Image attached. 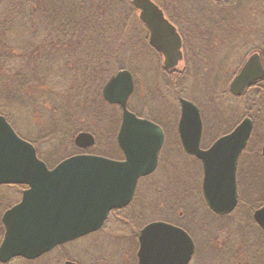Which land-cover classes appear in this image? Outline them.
I'll use <instances>...</instances> for the list:
<instances>
[{"label": "water", "instance_id": "1", "mask_svg": "<svg viewBox=\"0 0 264 264\" xmlns=\"http://www.w3.org/2000/svg\"><path fill=\"white\" fill-rule=\"evenodd\" d=\"M140 19L151 31L150 44L165 56V68L175 67L182 58V41L175 27L152 0H133ZM128 69H120L104 85L103 98L122 109L117 144L124 159L99 154L69 156L50 168L40 159L33 143L19 135L0 114V185L26 184L21 201L3 217L5 236L0 244V261L13 257L35 259L55 246L99 230L113 209L130 204L140 178L154 172L165 135L161 126L138 116L128 107L135 80ZM264 76L259 54H253L230 89L241 95L255 79ZM179 136L186 153L204 166L203 194L217 214L233 212L239 203L237 160L253 128L245 118L228 135L209 149L200 147L202 119L199 107L180 98ZM89 131L79 132L74 143L82 149L95 145ZM264 230V206L252 214ZM138 264H189L195 242L182 227L153 221L139 233ZM65 264H76L67 261Z\"/></svg>", "mask_w": 264, "mask_h": 264}, {"label": "rangeland", "instance_id": "2", "mask_svg": "<svg viewBox=\"0 0 264 264\" xmlns=\"http://www.w3.org/2000/svg\"><path fill=\"white\" fill-rule=\"evenodd\" d=\"M155 1H158V3L163 1L165 3L164 0ZM230 1V10L226 13V19L222 20L224 22L220 24V26L222 25V34L217 32L215 34L216 38L208 40L207 50L204 47L205 45L199 47L193 43L196 47L194 51L196 53L195 56L199 57V59H195V61L200 60L202 65L204 66L206 64V66L203 67L202 70L195 72L199 75L197 77L195 76L196 74H194V76L192 75V80L186 83L188 84V88L183 89L185 92L184 94L189 93L187 94L189 97H195L203 106L207 139L208 137L210 138V134L213 132L211 129L212 125H215L214 123L219 120V113H217L218 111L216 110L217 103L212 97H217L219 93L221 95L223 94L220 92V89H222V87L224 88V85L227 83L226 81L231 79L234 70L248 50L253 52L255 51L254 48L257 46H264V0H239L237 1L238 4L237 2H232L233 0H227L222 5H226L230 3ZM169 4H171L169 6H171L174 14L178 13L179 15H184V17H186V15H191L188 17H190L191 21L194 23L196 20L199 23L204 22L203 15H205V8L202 0H172ZM183 19L184 18H181V20ZM219 22H221V20ZM133 33L139 38H142L141 24L136 23V28ZM224 37L225 41H218ZM261 38H263V41ZM243 39H245V43ZM243 43L245 45H243ZM152 55L153 54H147L146 59L142 62V68L140 67L145 74L142 70H136L137 64L140 66V63H137L136 57L131 58L125 55V62L129 66L128 68H133L135 70V76L137 77L136 91L129 105L131 109L138 113L153 114L156 118L165 121V123H169L173 118L179 116L180 105H178V95H176L177 93L175 91H166L167 89L165 85H163V76L154 75V70H152L154 67L151 68L150 65L154 62L150 59ZM222 64H225L224 71H220L218 68V65L221 66ZM208 75L210 80L207 81ZM206 81L212 88L204 92V86L206 89L207 84L205 83ZM59 86L65 89V81L61 84L57 82V90L60 88ZM9 89L12 88L0 87V113L6 108L13 109V111L9 113L11 118L15 116L14 122H12L14 128L19 134H23L22 136L25 135V137L33 141L38 140L39 153L41 152V154L45 155L44 158H46L47 163L51 167L56 165V163L63 158L75 153L80 154L86 152L89 154H98V152H101L114 159L121 158V153L119 149H116V144L111 138L110 130L108 129L109 126L105 127L109 122V107L105 109L103 114V119L105 121L103 119H101V121L99 117L93 113L91 115L87 114L88 116L84 119L85 121L83 123L80 122L78 125L82 126L80 127L83 128L82 130H89L95 135V146L84 150L79 149L74 145V136L72 138L71 135L67 143L68 145L65 147L64 145H60V136L62 132L55 137L57 141H49L48 143L43 142L44 129L41 123L43 119L51 115L53 104H50V102L45 103L44 101L45 107L48 110L44 111V109H42L40 111V113L44 112L42 117L36 112H32L33 117H29L26 114L24 115V111L19 108L18 102L15 100H6L9 96ZM225 99L226 100H223V102H226L230 108H235L237 105H240L237 99H231L229 96H226ZM144 104H147V109L144 108ZM148 106L151 108L150 110ZM242 113L243 112H241V114ZM116 119L117 122L120 123L121 114L118 115V117L115 116V120ZM230 119L233 120L230 123L235 124V122L237 123L241 118L237 116V119H235V115L233 114L230 116ZM97 128H100V131H98ZM170 131L174 134L173 129H170ZM175 145L176 141L171 137L163 153L167 161H169V159L171 160L172 167L168 166V169H166L163 166L161 167L162 170L158 171L157 174L141 180L140 182L141 192L140 202H138L143 208L141 212L143 219L149 220V218L154 217L173 218L172 211H174L176 207L173 202L176 197L182 195V193L186 191L190 199L189 207H187L190 218L189 223L191 224L189 225L191 231L194 233L196 241V254L192 264H264V230L256 226H252L249 230L243 227V225L251 222L247 211L249 206H251V204L257 205L259 200L260 203H262L261 199H264V179L261 178V173L259 171L250 173L249 176L252 174L251 180L249 176H242V178L245 179H242L240 183V193L243 195L241 196L243 200H241L239 208L236 212H233L229 218H216L204 207L203 202H199L198 204L194 198H190L192 188L196 186L195 183L198 177H200L198 176L201 173L200 166H198L199 164L194 158L186 156L183 151L176 148ZM74 147L76 148L74 149ZM200 192L201 191H199V194H201ZM0 193L10 192L2 189ZM17 195L19 196V194ZM158 202H162L161 207H156L157 204L155 203ZM175 210L179 213V209ZM129 212L130 211L127 210L125 211V213ZM134 212H138L137 207ZM108 222L107 227L103 232H100V234L98 233L80 239L64 247L65 256L72 259L76 258L80 264H126L130 259L129 251L132 249V235L129 234L128 231L122 230L120 224L115 222V220L110 219ZM117 223L119 225H117ZM223 226L228 228L226 231H222V233L220 232L218 234L216 241L213 237L212 239L205 237V234L212 235L211 233H207V230L213 231L212 229ZM233 226L237 229L235 230ZM206 239L209 240L207 241ZM235 250H241L244 255L237 262L232 259ZM54 256L42 257L35 262H28L19 258L16 263L13 264H47L49 261H56L57 258Z\"/></svg>", "mask_w": 264, "mask_h": 264}, {"label": "trees", "instance_id": "3", "mask_svg": "<svg viewBox=\"0 0 264 264\" xmlns=\"http://www.w3.org/2000/svg\"><path fill=\"white\" fill-rule=\"evenodd\" d=\"M131 3L132 0H0V85L12 88L6 100L18 102L29 117H33L32 112L42 117L44 112L40 111L48 110L45 103L53 104L51 115L41 123L43 142L57 141L55 137L62 132L60 145L66 147L71 135L73 138L80 131H89L78 126L87 114L94 113L101 120L109 107V122L105 127L109 126L118 149L115 138L119 123L115 116L121 114V109L102 98V87L120 68L129 67L125 55L134 58L144 49L150 52L154 49L133 33L141 20ZM191 73L187 65L178 70L176 77L165 76L168 85L175 87L176 95L185 93L184 86L194 76ZM64 81L65 89L59 86L57 90V82ZM10 111L13 109L6 108L0 114L12 123L15 116L11 118ZM37 142L34 143L39 145ZM40 156L46 160L44 154ZM241 196L240 193L243 200ZM203 205L213 217H225ZM260 205L259 202L249 206L251 222L243 225L247 230L252 226L259 228L252 214ZM227 228L212 229L213 238H218ZM238 251L242 258V251Z\"/></svg>", "mask_w": 264, "mask_h": 264}, {"label": "flooded vegetation", "instance_id": "4", "mask_svg": "<svg viewBox=\"0 0 264 264\" xmlns=\"http://www.w3.org/2000/svg\"><path fill=\"white\" fill-rule=\"evenodd\" d=\"M153 1L162 10L164 17L169 21V23H171L175 27V29L177 31L176 33L179 34L181 41H182L181 42L182 43V45H181L182 58L176 67L166 69L165 64H164L165 56H164V54H162V52L158 51L154 47H153L154 49H152L151 52L144 49V50H142L141 53L138 54V57H136L137 63L138 62L140 63V66H139V64H137L136 70L137 71H141V70L143 71V69H140L142 62L146 59L147 54H149V55L153 54L150 59L153 60L154 62L151 63L150 65H151V68L154 67V68H152V70H154L153 71L154 75L163 76V83H164L163 85H165V87L167 89L166 91H174L175 87L168 85V82H167V79L165 76L176 77L177 76L176 73L178 72V70L184 69L185 66L187 67V65L189 66L190 71L192 70L191 74H196L197 76L199 75L195 72L202 70V68L205 67L206 65L203 66L202 63L200 62V60L193 62V60L199 59L198 56H195L196 53L194 51H195L196 47L193 45V43L199 47H202L205 45L204 47L207 50V48H208L207 42H209L208 40H213L214 38H216L215 34L217 32L222 34L223 30L221 29L222 25L220 26V24L222 22H224V21H222L223 19H226L225 16H226V13L229 12V10H230L231 1H230V3H228L226 5H222L227 0H202V2L204 3V8H205V11H204L205 15H203V19H204L203 23H199L197 20L194 23L193 21H191V18L188 17L191 15H186V17H184V15H181V14L179 15L178 13L174 14V11L171 9V6H169V5H171V4H169L170 1H172V0H164L165 3L163 1H160L161 3H158V1H155V0H153ZM237 1H239V0H233L232 2H237ZM132 3H133V0H132ZM206 3H207V5H206ZM237 4H238V2H237ZM137 13H140L139 10H137ZM181 18H184V19L181 20ZM220 20H221V22H219ZM141 24H143L142 21H141ZM143 25H144V27L142 28V33H141L142 38L141 39L143 40V43H146L148 41L150 44V36H151L150 33H151V31L149 30V28L145 24H143ZM261 39L263 41V38H261ZM221 40L225 41V37L223 39L221 38L218 41H221ZM244 40L245 39H243V42H244ZM244 43H243V45H245ZM263 43H264V41H263ZM254 50L255 51H253V52H250L249 50L247 51L244 58H242V60L238 64L237 68L234 70V73H233L231 79L226 81L227 83H226V85H224V88L222 87V89H220L221 90L220 92L225 94V95H223V94L221 95L217 91L219 93L217 95V97H212L213 99L216 100V103H217L216 110L218 111L217 113H219V117H218L219 120H217L214 123L215 125H212L211 129L213 130V132L210 134V138L208 137V139H207V134H206L207 128H206L205 117L203 114V106L198 102V100L195 97H189V95H187L189 93L178 96V102L180 101V98L183 97V98H186V99L194 102V104H196L200 109V114H201V119H202V134H201V141H200L199 145L203 149H209L219 138H221L225 135H228L245 118L248 117L252 120L251 122H252L253 128L251 131L250 138L247 142L246 147L242 150V152L238 156V160H237V184L236 185H238L239 203L233 212H236V210L239 208V205L241 204V199H240V185L241 184L240 183H241L242 179H245V178H242V176L248 177L250 173L255 172V171L256 172L259 171L261 173V178L264 179V76H262L261 78L255 79L253 81V83L251 85H249L241 95H235L232 92H230L231 91L230 85H231L233 79H235V77L240 73V70H242L245 63L247 62V59H249V57H251L253 54H256V53L259 54L260 63H261L263 70H264V46H262V45L257 46L256 48H254ZM186 59L189 60L188 63H186ZM218 68L220 69V71H224L225 64H222L221 66L218 65ZM143 73H144V71H143ZM134 74L135 73H133L132 76H134V80H135V85H134L135 90L131 94V96L129 97V101H128L129 109L131 111L135 112L138 116H140L142 118L149 119V120L153 121L154 123H156L157 125L161 126V128L164 131L165 139H164L163 146H161L162 148H161V151L159 154L158 166L156 167L154 172L140 178L139 184L137 185V189H135L136 190L135 195H134L132 201L130 202V204L125 206V207H122V208L113 209L109 213V216L106 219L104 225L99 230H97L95 232H91L90 234L87 233V235L80 237L76 240H73L71 242H67V243L55 246L51 250L42 254L41 256H39V257H37L31 261H28V262H35L39 258L51 257V256H54L56 254L54 256L55 258H57L56 261L52 260V261H49L47 264H65L67 261H73L76 264H80V262L76 258L75 259H72L70 257L66 258L65 253H64V251H65L64 247H66L68 244L76 242L80 239H83V238H86L89 236H93V235H96L98 233L100 234V232H103L105 230V228L107 227V223H109L108 221H110V219H113V220H115V222H118L120 224V228L122 230L128 231V233L132 235V242H131L132 249L129 251L130 252V259L128 260V262L126 264H138L137 253H138V250L140 248V241H139L140 230L144 226H146L147 224H149L150 222H153V221H160V220L166 221L168 223L175 224V225L182 227V229L186 230L189 233L190 237L193 238L195 245H196L194 233L191 231V228H190L191 224L189 223L190 218L188 215V208L187 207H189L190 199H189L188 192H186V191H184L182 193V195L176 197L175 201L173 202L174 205L176 206L175 209H179V213L175 209H174V211H172L173 218L154 217V218H149V220L143 219V216L141 213L143 208L140 206V203H139L140 202V200H139L140 199V192H141L140 182H141V180L150 178L153 175L157 174L158 171L162 170L161 167H163V166L166 169H168V166L172 167L171 160L169 159V161H167V159H165L164 154H163L165 147L168 144L169 139L171 137L176 141L175 147L178 149H181L186 156L194 158L198 162V164H199L198 166H200V172L201 173H200V175H198L200 177H198V180L195 183L196 186H194V188H192L190 198H194L198 202V204H199V202H201V203L203 202V204H206L207 207H208V204H207V201L205 200V197H203L204 196L203 188H202L203 177H204L203 176L204 175V166H202L203 163L196 156L189 154L188 152L186 153L184 147L182 146L183 144L181 142V137L179 136L180 135L179 134V120H180L179 114H181V112L179 111L178 117L173 118L169 123H165V121H162L159 118H156L155 116H153V114L152 115L145 114V113L141 114V113H138V112L134 111L133 109H131L129 104H130L131 98L134 95V93L136 91V87H137V77ZM209 78L210 77L208 75L207 81L210 80ZM207 81L205 83H207ZM157 83H158V81H157ZM166 83H167V85H166ZM184 88H188V84L185 85ZM210 88H212V86L209 83H207L206 89L204 86V92H205V90L206 91L211 90ZM190 90H191V87H190ZM226 96H229L231 99L234 98L235 100L236 99L239 100L238 102H240V105L239 106L237 105L235 108H230L226 102H223V100H226L225 99ZM219 99L222 101H220ZM179 104H180V102H179ZM144 105H145L144 108L147 109V104H144ZM150 109L151 108L149 107V110ZM240 111L243 113L241 114ZM237 113H238V115H237ZM233 114L235 115V119H237V116L238 117L240 116V118H241L237 123L235 122V124L230 123L233 121L230 119V116H232ZM121 115H122V112H121ZM121 121H122V116L120 119V123H119L117 133L119 131ZM170 129H173L174 134L170 131ZM117 133H116V137H117ZM19 135H21V134H19ZM22 135H21L22 138L30 141L31 143H33L35 145L39 158L44 160L40 156L41 152L39 153V146L36 143H34L35 141L25 137V135L24 136H22ZM212 135H214V136H212ZM116 142H117V140H116ZM95 144H96V142H95ZM77 148H79V147H77ZM79 149H82V148H79ZM118 149H119V152L121 153V158H115V159H124V154L121 151V149L119 148V146H118ZM99 155H103V154H99ZM103 156H106V155H103ZM65 158H63V159H65ZM62 160H60L59 162H61ZM45 161L47 163V160H45ZM58 163H56V165ZM56 165H54V166H56ZM49 167H51V166H49ZM251 177H252V174L249 176L250 180H251ZM28 188H29V186L26 184H23V185L22 184H1L0 185V192H2V189L8 190L10 192V193H3V194L0 193V244H1V242L5 236V231H6V229L4 227L5 225L3 223V217H4L5 212L7 210L11 209L14 205L18 204L21 201L24 190H26ZM199 191H201L200 192L201 194H199ZM17 194H19V196ZM198 197L200 198V200ZM156 201H157V199H156ZM259 202H260V200L258 201V203ZM161 203L162 202L155 203V204H157L156 207H161L162 206ZM262 206H264V202H262L260 206L255 207L253 212ZM136 207H137V211H138L137 213L134 212ZM208 208H210V207H208ZM126 210L130 211V212L125 213ZM233 212H231L229 214H225V215H220V214L219 215L226 217V216L232 215ZM182 218H184V219H182ZM177 222H179V224ZM118 223H117V225H119ZM112 231H114V230H112ZM207 233L214 234L215 232L207 230ZM205 237L212 239L213 235L210 236V234H205ZM209 239H206V240L208 241ZM133 244H134V246H133ZM235 252H236V254H234L232 258L237 259V260L241 259V257H240L241 255H239L240 252L238 250H235ZM195 254H196V251H195L191 261L189 262V264H192ZM17 259H19V258L13 257L7 262L0 261V264H13V263H16Z\"/></svg>", "mask_w": 264, "mask_h": 264}]
</instances>
